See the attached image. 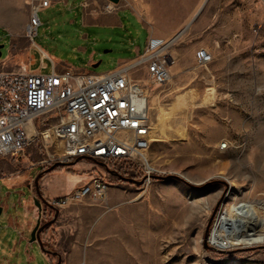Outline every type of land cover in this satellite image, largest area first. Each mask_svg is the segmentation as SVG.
<instances>
[{"label":"rangeland","instance_id":"374dc122","mask_svg":"<svg viewBox=\"0 0 264 264\" xmlns=\"http://www.w3.org/2000/svg\"><path fill=\"white\" fill-rule=\"evenodd\" d=\"M30 1L8 0L0 14V64L8 70L32 55L33 68L40 66L26 30ZM116 13V26L91 25ZM39 17L34 42L76 71L108 72L142 53L150 35L170 40L176 59L170 81L152 88L149 158L157 172L151 181L112 178L106 201L58 209L80 218L74 230L84 249L74 264H264V224L253 244L219 249L210 243L223 213L240 204L256 206L264 219V0H64ZM201 48L213 56L206 66L197 63ZM47 62L44 73L51 72ZM43 157L30 148L26 157L0 158V207L6 203L13 211L30 201L27 184L8 190L4 181ZM78 163L98 171L95 163L78 160L51 173L74 175L68 167ZM126 178L144 181L142 172ZM30 183L36 195L35 179ZM59 186L53 181V189ZM4 229L0 264H50L30 243L32 231L22 239L12 227ZM59 251L48 245L53 264L58 253L62 264L72 255Z\"/></svg>","mask_w":264,"mask_h":264},{"label":"built area","instance_id":"2783aa9c","mask_svg":"<svg viewBox=\"0 0 264 264\" xmlns=\"http://www.w3.org/2000/svg\"><path fill=\"white\" fill-rule=\"evenodd\" d=\"M62 1H30L26 30L33 44L42 24L39 13ZM170 46V40L150 35L142 53L105 73L76 71L40 50L37 68L32 62L15 70L0 64V158H23L33 148L44 156L32 163L40 172L78 160L98 167L86 183L49 198V206L39 211L41 224L54 209L106 201L112 178L120 179L112 173L127 177L142 172L144 183L151 181L157 172L149 158L152 88L172 77L176 59ZM47 60L51 72L44 73ZM212 60L207 49L199 50V66ZM72 143H80L78 153H71Z\"/></svg>","mask_w":264,"mask_h":264},{"label":"crops","instance_id":"0c3cea01","mask_svg":"<svg viewBox=\"0 0 264 264\" xmlns=\"http://www.w3.org/2000/svg\"><path fill=\"white\" fill-rule=\"evenodd\" d=\"M101 23H95L91 25L106 24L116 26L119 24L117 18V13L115 15H110ZM37 45L36 43H34ZM38 46V45H37ZM35 48V47H34ZM37 48V47H36ZM38 50L44 51L38 46ZM45 52V51H44ZM46 53V52H45ZM45 55H48L47 53ZM31 62L34 64L37 63V58L35 55H32ZM37 68V67H36ZM4 158V157H3ZM8 158V157H7ZM12 160L16 158L9 157ZM36 168L37 172L40 173V168L36 166H31L29 170L23 174H18L9 179V181H4L5 186L8 190L17 189L20 186L27 184L32 192L30 201L24 200L20 201L19 205L22 208H18V205H14V208L18 210L10 211L11 207L5 203V206L0 207V234L2 235L5 227H12L16 231L20 232L22 239L29 232H33L37 225L39 224V209L35 204V195L34 191L31 188L30 181L35 179V190H37L36 184L43 195V197L48 200L52 197L62 196L71 192L75 187L80 184L86 183L90 180L93 175V167L88 164L78 163L68 167L71 171L75 172L74 175L62 173H51L45 172L38 178L37 174H32V170ZM37 178V179H36ZM23 179H26L23 181ZM32 179V180H31ZM53 181L57 182L60 186L53 189ZM111 190V189H110ZM78 212L76 211H59L54 215L55 220L52 226H48L43 233H41V239L44 245V248L41 247L42 252H44L45 258L49 261L50 264H53L52 259L48 257V245H53L60 250L59 252L67 251L71 252L72 255L69 259H66L65 264H74L78 258L77 253L83 251L84 246L81 243L79 235L76 234V229L79 225L78 221ZM53 217V218H54ZM51 218V220L53 219ZM50 220V221H51ZM48 223V217L46 218L43 224ZM74 232V233H73ZM30 243H33L30 240ZM38 247H40L38 242ZM76 253V254H74ZM59 259V264H62L63 258L61 253H58L56 256ZM58 264V263H57Z\"/></svg>","mask_w":264,"mask_h":264},{"label":"bare ground","instance_id":"6f19581e","mask_svg":"<svg viewBox=\"0 0 264 264\" xmlns=\"http://www.w3.org/2000/svg\"><path fill=\"white\" fill-rule=\"evenodd\" d=\"M7 3L8 0H0V14H5ZM11 24L14 35H19L15 21L13 20ZM32 47L38 49V46L35 44H32ZM41 52L46 56L44 51ZM159 129L160 131L164 130L162 119L159 123ZM31 131L30 128L29 132ZM78 151H80V143H72L71 153H78ZM263 224L264 219L259 214L256 206L250 205L249 203L240 204L234 209V212L223 213L218 226H216L212 234L210 243L219 249L233 248L242 242L245 244H253L256 240V232Z\"/></svg>","mask_w":264,"mask_h":264},{"label":"water","instance_id":"95a60500","mask_svg":"<svg viewBox=\"0 0 264 264\" xmlns=\"http://www.w3.org/2000/svg\"><path fill=\"white\" fill-rule=\"evenodd\" d=\"M110 1L114 2L115 4H118L119 3V0H110ZM1 47H3V46H0V56H1ZM99 64H100V62L99 63H96V64H93L92 66L94 68H96V67L99 66ZM55 169H56V167H51V168L47 169L45 172H52ZM112 174L118 176L123 181L136 182L138 185H142L144 183V181H139L138 182V181H135V180H133L131 178H126V177L117 175L115 173H112ZM40 176L41 175H39L38 178ZM36 187H37V190H36V195H35V204L38 206L39 211H41L44 206H49V203H48V200H46L43 197V195L41 194V192H40L37 184H36ZM54 212L55 213H58V209H54ZM51 222L52 221H48V223H46V224H41L39 222V224L37 225V227L35 228V230L31 234V241L32 242H38L39 245H40V247L44 248V245H43V242H42V239H41V233H43L45 231V229L51 224Z\"/></svg>","mask_w":264,"mask_h":264}]
</instances>
